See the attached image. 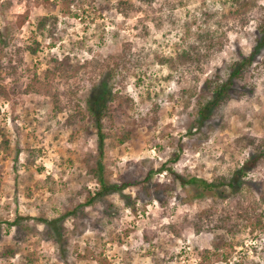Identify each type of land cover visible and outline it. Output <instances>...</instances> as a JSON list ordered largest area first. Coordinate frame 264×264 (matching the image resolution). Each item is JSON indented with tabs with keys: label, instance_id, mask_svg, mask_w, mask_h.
Here are the masks:
<instances>
[{
	"label": "rangeland",
	"instance_id": "obj_1",
	"mask_svg": "<svg viewBox=\"0 0 264 264\" xmlns=\"http://www.w3.org/2000/svg\"><path fill=\"white\" fill-rule=\"evenodd\" d=\"M252 2L240 20L219 0H95L73 5L71 14L59 0H0V63L13 68L0 70L1 85H13L0 98V252L16 250L0 264H264V235L246 229L221 250L226 257L204 259L212 238L224 234L220 220L239 223L240 208L264 213V48L198 123L210 86L225 81L261 37L264 0ZM43 17L56 20L51 36L49 23L36 29ZM207 27L223 47L198 68L169 73L158 64L155 56ZM64 56L77 66L54 80L58 109L24 90L51 58ZM102 82L111 90V117L103 121L100 156L87 103ZM124 130L132 138L119 142ZM100 157L108 184L131 185L86 205L99 188L93 170ZM175 175L233 187L213 197ZM15 219L19 225L9 227Z\"/></svg>",
	"mask_w": 264,
	"mask_h": 264
},
{
	"label": "trees",
	"instance_id": "obj_2",
	"mask_svg": "<svg viewBox=\"0 0 264 264\" xmlns=\"http://www.w3.org/2000/svg\"><path fill=\"white\" fill-rule=\"evenodd\" d=\"M85 1L92 3L95 0H59L62 11L65 14H71L73 5H82L85 3ZM150 1L151 0H148V2ZM219 3L223 9H227L228 16L230 15L231 17L239 18L240 20H244L246 18L248 10L253 7L252 0H219ZM216 13L217 11H214L209 15L205 12V14L203 15L206 18H212ZM228 16L223 17L227 18ZM261 17L262 19L259 20L258 24L259 33L261 37L257 40L256 45L253 46V48L248 54L244 55L243 53H240L238 55L239 58L230 66V71L225 81L216 84L215 86H210L211 97L208 99L205 105H202L198 109L199 124L205 119H208L212 113V110L225 101V99L229 95L230 89L232 88L234 81L241 78V75L244 74L248 67H250L258 51L264 48V11L263 14H261ZM47 23H49V26H51L47 30V32L51 36L53 35V32L56 27V20L54 18H41L36 29L41 32L42 29L46 28ZM61 37V34L57 36L58 39H60ZM222 47L223 39L215 33V30H210V28L207 27L206 29H198V31H196V33L194 34L193 39L187 42L184 47L176 48L172 53L168 55L160 57L155 56V58L157 59L159 65L167 67L169 69V73H172L183 69H188L190 67L198 68L200 66V63L206 60L212 52L218 51ZM27 52L31 55H34L36 53V48L28 47ZM76 66L77 65H72L71 59L68 56H64L63 58L61 57L60 59L51 58L48 61L47 68L42 71L41 76L37 75L36 73L33 74V77L30 79V82L25 87L24 91L27 93H33L38 96L50 97L53 101L52 103L54 108L59 109L60 102L58 99V91L55 88L54 80H56L57 78L67 79L70 73L75 70ZM9 68H12L11 62L9 60L6 64L0 63V70L5 71ZM9 72H11L10 69ZM12 86H10V88L6 90L0 82V98H5L7 96L8 91H13ZM98 87V93L93 97L89 98L87 108L92 117V121L94 122V127L96 128L98 152L101 156L105 137L102 131L103 121L104 119L111 117L110 107L107 105V102L109 101L108 99H110L111 90L107 86L106 82H102ZM119 105H121V103ZM131 138L132 132L124 130L121 133L119 142L127 141ZM4 143L5 142H1L0 145L3 146ZM259 159L260 156L258 155L253 157L249 160L248 165H254ZM175 160H177V155H175L172 160H169V163H174ZM165 167V165L161 166L160 170L166 169ZM151 174L152 172H149V174L145 178L146 181L149 180ZM93 176L95 177L99 188L94 194V196L88 198V200L86 201V205H89L94 199L98 197H103L108 193H122L123 189L126 186L131 185L129 183H123L119 186L110 183L108 184L103 177V166L101 164V157L97 161L96 166L93 170ZM175 178L179 180L181 185H192L194 186V188L200 189L201 194H208L213 197L217 196V189H219L220 187H233L231 182H228L226 184L223 181H218L215 183L208 182L203 179H196L194 177L188 180H184L178 175H175ZM261 201L264 204V196L262 197ZM239 210L241 212V214L240 212H238V216H240L239 223L229 225L231 222L230 217H225V219L220 220V222L223 223V225L220 224V229L224 234H220L215 236V238H212V251H205V260L210 261L212 257H226L228 255V252H222V254L219 253H221V250L231 249L233 247L231 241L233 237L241 231V229H246L249 234L260 232L262 235H264V213L256 210L247 212L246 209L241 208ZM17 219L13 220L12 222H8V226L17 227L19 225ZM38 221L40 224L48 227H55L54 224H56L55 220H46L40 218ZM15 253V248H13L12 246H7L0 252V258L3 256H5L4 258L13 257ZM199 264H202V262H200Z\"/></svg>",
	"mask_w": 264,
	"mask_h": 264
}]
</instances>
